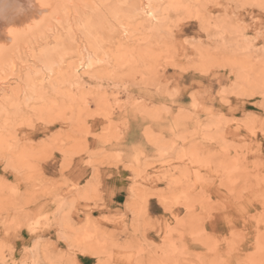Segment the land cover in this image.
<instances>
[{
	"label": "rangeland",
	"instance_id": "rangeland-1",
	"mask_svg": "<svg viewBox=\"0 0 264 264\" xmlns=\"http://www.w3.org/2000/svg\"><path fill=\"white\" fill-rule=\"evenodd\" d=\"M77 1L0 49V264H264V0Z\"/></svg>",
	"mask_w": 264,
	"mask_h": 264
},
{
	"label": "bare ground",
	"instance_id": "bare-ground-1",
	"mask_svg": "<svg viewBox=\"0 0 264 264\" xmlns=\"http://www.w3.org/2000/svg\"><path fill=\"white\" fill-rule=\"evenodd\" d=\"M77 5H78V1L77 0H0V49L2 48V46H3V44L5 43V41H7V40H11L12 38H16V39H20L21 40V42L22 43H24L27 47L28 46H30V45H32V48H35V47H37V46H40V47H42L43 49L42 50H40L38 53H40V54H38V57H39V59H41V62H42V60L45 62V64L48 62V60H51L52 58H54V57H56L57 55V58L58 57H60L59 58V60L61 59L62 61H64V57H63V54L65 53V51H67V50H70V52H72V50H74V42H75V40L76 39H74V35H69L68 37H65V38H68V39H64V36H63V34H59V33H57V30H58V26H57V23H59L58 21H59V15L62 13V11L63 10H65V9H67V7H70L71 9L73 8V7H75V8H77ZM99 8V7H98ZM152 9V8H151ZM91 10L92 9H88V14H86V16H79L78 17V23L79 24H81V25H84V26H86L87 28H88V33H87V31H86V33L84 34V36H83V38H84V41H86L87 43V48H92L93 49V51L92 52H96V50H97V45H95V41L94 40H96V37H98L96 34L98 33V27L101 25V15H99V10H93L92 12H91ZM101 10H102V8H101ZM47 11H49V13H50V17H49V20L47 19V17H45V19L42 21V22H40L41 24H43V23H45L47 20H48V22L44 25V26H41L40 28H38L36 31H33V32H31L30 33V31H28V33H22V34H27V36H24V35H20V32L21 31H24V30H26V28H28V26H31V23L34 21V20H36L40 15H42V14H44L45 12H47ZM66 12H68V10L66 11ZM100 13H101V11H100ZM102 14V13H101ZM157 14V13H156ZM158 15V14H157ZM93 16V17H92ZM159 16V15H158ZM152 17V16H151ZM153 18V17H152ZM159 18V17H158ZM151 19V18H150ZM154 19H157V18H155V16H154ZM104 20V19H103ZM145 21V20H144ZM151 21V20H150ZM158 21V20H157ZM153 22V21H152ZM143 23H145V22H143ZM147 23H148V21H147ZM147 23H146V25H147ZM151 23V22H150ZM160 23V22H159ZM103 24V23H102ZM153 24H154V22H153ZM88 25V26H87ZM90 25V26H89ZM104 25V24H103ZM149 26V25H148ZM103 27V26H102ZM101 26H100V30H101V28H102ZM144 27V26H143ZM98 30H97V29ZM150 28V27H149ZM153 28V27H152ZM151 28V29H152ZM156 28V27H155ZM174 28H175V26H174ZM168 30L167 31H169V28H167ZM173 29V28H172ZM106 30V29H105ZM105 30H103V31H105ZM48 31H52V32H56V33H52L51 35L49 34V33H47ZM109 31V30H108ZM151 31V30H150ZM157 31V30H156ZM110 32V31H109ZM82 33V32H81ZM158 33V32H157ZM54 34H56V36L54 37L53 35ZM100 35V34H99ZM158 35H159V33H158ZM50 36H52L53 37V39H52V41H50V42H48L47 41V38L48 37H50ZM122 36V35H121ZM130 36H132V35H130ZM128 37V36H127ZM148 37V36H147ZM151 37V36H150ZM149 37V38H150ZM160 37V36H159ZM129 38V37H128ZM164 38V37H163ZM146 39H148V38H146ZM146 41V40H145ZM151 41V40H150ZM52 42L54 43V45L52 44ZM143 42V41H142ZM147 42H149V41H147ZM156 42V41H155ZM50 44H52V47H49V45ZM98 44V43H97ZM146 44H148L149 45V43H146ZM157 44V43H156ZM155 44V45H156ZM192 45V44H191ZM85 46V45H84ZM138 46H139V44H138ZM145 46V45H144ZM143 46V47H144ZM147 46V45H146ZM76 47H78V46H76ZM123 47V46H122ZM140 47V46H139ZM143 47H140V48H143ZM150 47H152V46H150ZM193 47H196V46H193ZM79 48V47H78ZM81 48H83V47H81ZM147 48V47H146ZM124 49V48H123ZM122 49V50H123ZM137 49H138V47H137ZM199 49V51H200V49L201 48H198ZM85 50V49H84ZM116 50V49H115ZM135 50V49H134ZM133 50V51H134ZM141 51H143V50H147V52L145 53V54H147L148 53V51L150 52V50H149V48L148 49H140ZM140 50L139 51H137V53L138 52H140ZM166 51H167V49H165ZM174 50V49H173ZM172 50V51H173ZM75 51H77V50H75ZM74 51V52H75ZM111 51V50H110ZM109 51V52H110ZM132 51V52H133ZM69 52V51H68ZM68 52H66V55H67V53ZM74 52H72L73 54H74ZM78 52V51H77ZM81 51L79 50V52H78V54L80 53ZM112 53H113V51H111ZM117 52H119L120 53V51H117ZM145 52V51H144ZM152 52H154L153 53V56L155 57V55L157 54V57H158V52L159 51H157V52H155V51H152ZM152 52H150L151 54L150 55H152ZM176 52V51H175ZM183 52H185V51H183ZM134 53V52H133ZM133 53H131L132 55H131V57L133 56L134 58H136V56H134V54ZM141 53V52H140ZM140 53H138V54H136V55H141ZM156 53V54H155ZM168 53V52H167ZM174 53V52H173ZM3 54V52H2V50H0V55H2ZM73 54H72V56H73ZM92 54V53H91ZM111 53H108V55H110ZM143 54V53H142ZM144 54V55H145ZM155 54V55H154ZM184 54V53H183ZM193 54V53H192ZM199 54V53H198ZM103 55V54H102ZM149 54H147V56H148ZM150 55H149V57H150ZM169 55H170V53H169ZM173 55V54H172ZM171 55V56H172ZM36 57H37V54L35 55ZM68 56H70V55H68ZM67 56V57H68ZM78 56H81V55H78ZM105 56V55H104ZM113 56V55H112ZM146 55H145V57H147ZM119 58H120V56H118ZM118 57H116L117 59H118ZM125 57V56H124ZM124 57L122 58V59H124ZM142 57H143V55H142ZM152 57V56H151ZM56 58V61L58 60ZM79 58V57H78ZM109 58V57H108ZM107 58V59H108ZM137 58H139V57H137ZM144 58V57H143ZM80 59V58H79ZM78 59V60H79ZM111 59V58H110ZM126 59V58H125ZM47 60V61H46ZM60 60V61H61ZM97 60V59H96ZM103 60V59H102ZM44 62H42V63H44ZM52 62V61H51ZM59 62V61H58ZM55 63V62H54ZM60 63V62H59ZM48 64H49V62H48ZM62 65H63V63H62ZM53 68H54V66H53ZM57 68V67H56ZM61 68V67H60ZM65 68H67V67H65ZM64 69V68H63ZM70 70H71V68H70ZM74 70V69H73ZM59 72V71H58ZM61 73V72H60ZM71 73H72V71H71ZM153 74V73H152ZM148 75V74H147ZM146 75V76H147ZM25 76H28V75H25ZM153 76H154V74H153ZM149 77H150V75H149ZM61 78V77H60ZM74 78H76L75 76H74ZM30 80V78L28 77L26 80H27V82ZM61 79H59V81H60ZM25 81V80H24ZM27 82H25V83H27ZM31 82V81H30ZM30 82L29 83H27V84H30ZM34 82V81H33ZM51 83V82H50ZM55 83V82H54ZM75 83V82H74ZM31 84H32V82H31ZM35 84V83H34ZM60 84H61V81H60ZM59 86V85H58ZM21 87V86H20ZM27 88H29V87H27ZM59 88V87H58ZM60 89V88H59ZM56 90V89H55ZM25 91V90H24ZM37 91V90H36ZM64 91V90H63ZM62 91V92H63ZM54 92V91H53ZM59 93H60V90L58 91ZM14 94V93H13ZM36 94V93H35ZM69 94V93H68ZM67 94V95H68ZM159 94V93H158ZM29 95V94H28ZM27 95V96H28ZM48 95V94H47ZM63 95H65V93L63 94ZM24 96V95H23ZM32 96V95H31ZM48 97V96H47ZM52 97H53V95H52ZM41 98H42V96H41ZM67 98V97H66ZM52 99L53 98H51V100H48V102L49 101H52ZM57 99V98H56ZM61 99V98H60ZM65 99V98H64ZM76 99V98H75ZM17 100V99H16ZM67 100H69V98L67 99ZM1 101H3V100H1ZM44 101V100H43ZM53 102V101H52ZM79 102V101H78ZM1 103V102H0ZM75 103V102H74ZM58 104V103H57ZM62 104V103H61ZM26 105V104H25ZM47 105H50V104H48L47 103ZM54 105H56V104H54ZM63 105H65V104H63ZM41 106V105H40ZM44 106V102H43V105H42V107ZM51 106V105H50ZM49 106V107H50ZM76 106V105H75ZM26 107V106H25ZM48 107V108H49ZM64 107V106H63ZM46 108V107H45ZM59 108H60V106H59ZM79 108V107H78ZM14 109V108H13ZM22 109V108H21ZM51 109V108H50ZM58 109V108H57ZM11 110V109H10ZM34 110V109H33ZM48 110V109H47ZM55 110V109H54ZM59 110V109H58ZM57 110V111H58ZM43 111V110H42ZM74 111V110H73ZM12 112V111H11ZM34 112V111H33ZM155 112V111H154ZM9 113V112H8ZM13 113H16V111H15V109H14V112ZM30 113H32V112H30ZM36 113V112H35ZM58 113V112H57ZM79 113H80V111H79ZM107 113H109V112H107ZM56 114V113H55ZM75 114V113H74ZM73 114V115H74ZM81 114H83L82 113V111H81ZM155 114V113H154ZM35 115V114H34ZM61 115H62V113H61ZM76 115V114H75ZM22 116V115H21ZM76 116H78V112H77V115ZM156 116H157V113H156ZM159 116V115H158ZM11 117V116H10ZM38 117V116H37ZM78 117H80V116H78ZM40 118V117H39ZM11 119V118H10ZM42 119V118H41ZM76 119V118H75ZM79 119V121H81L80 119L81 118H78ZM71 120V119H70ZM44 122V121H43ZM75 122V121H74ZM73 122V123H74ZM27 123V122H26ZM72 123V124H73ZM12 125V124H11ZM14 125H16V124H14ZM14 125H12V126H14ZM18 125V124H17ZM71 125V124H70ZM78 124H76V126H77ZM79 125H80V123H79ZM11 126V127H12ZM72 126V125H71ZM74 126V125H73ZM2 128V127H1ZM5 128V127H4ZM3 128V129H4ZM78 128H79V126H78ZM82 128V127H81ZM14 129V128H13ZM84 129V128H83ZM10 130V129H9ZM8 130V131H9ZM148 130V129H147ZM109 131V130H108ZM111 131V130H110ZM144 132V131H143ZM11 133V132H10ZM109 133V132H108ZM146 133V132H145ZM1 134H2V132H1ZM4 134V133H3ZM79 134H81V133H79ZM112 134V133H111ZM148 134V133H147ZM8 135V134H7ZM11 135V134H10ZM12 135H14V134H12ZM117 135V134H116ZM112 136V135H111ZM147 136V135H146ZM145 136V137H146ZM150 136V135H149ZM106 138V137H105ZM113 138V137H112ZM1 139V138H0ZM6 139V138H5ZM10 139H11V136H10ZM12 140V139H11ZM9 142V141H8ZM85 142V141H84ZM15 143V142H14ZM80 144H82V143H80ZM15 146V145H14ZM11 147H12V145H11ZM83 147V146H82ZM9 150H10V148H8ZM8 149H7V151H8ZM12 150V149H11ZM16 150H17V148H16ZM15 150V151H16ZM18 152V151H17ZM80 152V151H79ZM78 152V153H79ZM75 153V152H74ZM77 153V152H76ZM19 154V153H18ZM69 154V153H68ZM72 154H73V152H72ZM71 154V155H72ZM10 155V154H9ZM75 155V154H74ZM78 155V154H77ZM11 158V157H10ZM14 158V157H13ZM15 158H16V156H15ZM8 161V160H7ZM10 161H13V160H11L10 159ZM15 162V161H14ZM13 162V163H14ZM8 163H9V161H8ZM18 163V162H17ZM10 164V163H9ZM11 164H12V162H11ZM20 164V163H19ZM14 166H15V164H13ZM13 165H9V166H11V167H13V169H14V166ZM16 165H18V164H16ZM9 166H6V167H9ZM21 166V165H20ZM19 165H18V167H20ZM15 169H16V167H15ZM14 169V170H15ZM20 170V169H19ZM20 173H21V171H20ZM15 202H16V200H15ZM18 202V201H17ZM13 204H14V202H13ZM24 204V203H23ZM14 206V205H13ZM15 206H16V204H15ZM18 208V207H17ZM15 209H16V207H15ZM22 209V208H21ZM20 209V210H21ZM18 211V210H17ZM19 220V219H18ZM21 223V222H20Z\"/></svg>",
	"mask_w": 264,
	"mask_h": 264
},
{
	"label": "crops",
	"instance_id": "crops-1",
	"mask_svg": "<svg viewBox=\"0 0 264 264\" xmlns=\"http://www.w3.org/2000/svg\"><path fill=\"white\" fill-rule=\"evenodd\" d=\"M82 178H79L78 176H75V173H73V171L68 172L66 175V178L68 180H70L72 183L74 184H78L79 186H83L84 182L88 179L84 176V173L81 176ZM89 180V179H88ZM102 184H103V179H102ZM118 196V195H117ZM116 196V197H117ZM154 197H151L148 201H146V210H147V214H149L150 216L152 215H156V210L154 209L155 206L158 204L155 202V200L153 199ZM125 203V202H124ZM123 203V204H124Z\"/></svg>",
	"mask_w": 264,
	"mask_h": 264
}]
</instances>
